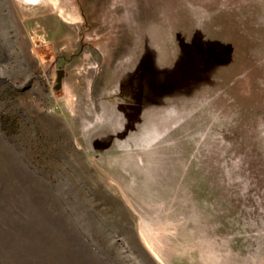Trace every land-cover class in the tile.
Instances as JSON below:
<instances>
[{"label":"rangeland","instance_id":"1","mask_svg":"<svg viewBox=\"0 0 264 264\" xmlns=\"http://www.w3.org/2000/svg\"><path fill=\"white\" fill-rule=\"evenodd\" d=\"M0 264H264V0H0Z\"/></svg>","mask_w":264,"mask_h":264}]
</instances>
